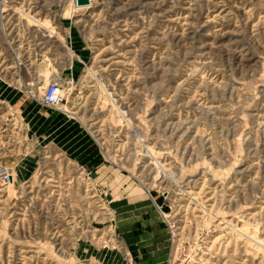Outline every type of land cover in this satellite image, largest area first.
<instances>
[{
    "label": "rangeland",
    "instance_id": "rangeland-1",
    "mask_svg": "<svg viewBox=\"0 0 264 264\" xmlns=\"http://www.w3.org/2000/svg\"><path fill=\"white\" fill-rule=\"evenodd\" d=\"M89 1L0 0V264H264V0Z\"/></svg>",
    "mask_w": 264,
    "mask_h": 264
},
{
    "label": "built area",
    "instance_id": "built-area-1",
    "mask_svg": "<svg viewBox=\"0 0 264 264\" xmlns=\"http://www.w3.org/2000/svg\"><path fill=\"white\" fill-rule=\"evenodd\" d=\"M42 102L49 108H56L62 103V94L55 85L50 86L44 92L42 96ZM3 180L8 182L7 175H4Z\"/></svg>",
    "mask_w": 264,
    "mask_h": 264
},
{
    "label": "water",
    "instance_id": "water-1",
    "mask_svg": "<svg viewBox=\"0 0 264 264\" xmlns=\"http://www.w3.org/2000/svg\"><path fill=\"white\" fill-rule=\"evenodd\" d=\"M75 4L77 8H85L89 6L90 1L89 0H75Z\"/></svg>",
    "mask_w": 264,
    "mask_h": 264
},
{
    "label": "bare ground",
    "instance_id": "bare-ground-1",
    "mask_svg": "<svg viewBox=\"0 0 264 264\" xmlns=\"http://www.w3.org/2000/svg\"><path fill=\"white\" fill-rule=\"evenodd\" d=\"M247 240H249V241H250V240H252V238L250 237V238H248ZM257 244H258V243H257ZM259 245H262V244H259Z\"/></svg>",
    "mask_w": 264,
    "mask_h": 264
}]
</instances>
